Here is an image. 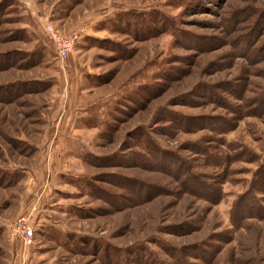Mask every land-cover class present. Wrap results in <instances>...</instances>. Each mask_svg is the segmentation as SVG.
Listing matches in <instances>:
<instances>
[{
  "label": "rangeland",
  "instance_id": "rangeland-1",
  "mask_svg": "<svg viewBox=\"0 0 264 264\" xmlns=\"http://www.w3.org/2000/svg\"><path fill=\"white\" fill-rule=\"evenodd\" d=\"M0 264H264V0H0Z\"/></svg>",
  "mask_w": 264,
  "mask_h": 264
},
{
  "label": "built area",
  "instance_id": "built-area-1",
  "mask_svg": "<svg viewBox=\"0 0 264 264\" xmlns=\"http://www.w3.org/2000/svg\"><path fill=\"white\" fill-rule=\"evenodd\" d=\"M48 31V30H47ZM52 41L54 42V44H55V46H56V48H57V50H56V52H57V57L58 58H60V59H63V58H65L67 55H68V53L70 52V51H72L73 49H75V47H76V38H74L73 40H70L69 42H67L64 46H63V49H59L58 48V40H56L55 38H52ZM24 233H26V234H28L29 236H31L32 235V231H31V229H29V228H27V230H24Z\"/></svg>",
  "mask_w": 264,
  "mask_h": 264
},
{
  "label": "trees",
  "instance_id": "trees-1",
  "mask_svg": "<svg viewBox=\"0 0 264 264\" xmlns=\"http://www.w3.org/2000/svg\"><path fill=\"white\" fill-rule=\"evenodd\" d=\"M250 203L248 204V207L249 208H247V209H255V204L253 203V200L252 201H249ZM235 207H236V205H235ZM235 207H234V209L232 210V214H233V216H234V218L233 219H235V221L236 222H238L239 220H240V218L239 217H235ZM243 217V216H242ZM241 217V218H242Z\"/></svg>",
  "mask_w": 264,
  "mask_h": 264
}]
</instances>
